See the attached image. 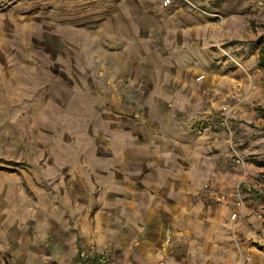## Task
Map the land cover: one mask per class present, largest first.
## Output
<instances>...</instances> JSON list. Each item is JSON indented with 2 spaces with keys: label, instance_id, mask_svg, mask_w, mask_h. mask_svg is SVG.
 <instances>
[{
  "label": "rangeland",
  "instance_id": "374dc122",
  "mask_svg": "<svg viewBox=\"0 0 264 264\" xmlns=\"http://www.w3.org/2000/svg\"><path fill=\"white\" fill-rule=\"evenodd\" d=\"M196 23L198 41L183 45ZM262 46L264 0H0V264L19 252L26 218L15 229L4 196L26 211L61 181L91 211L108 182L107 216H123V241L81 248L79 264L264 258ZM181 193L189 202L169 213L165 200Z\"/></svg>",
  "mask_w": 264,
  "mask_h": 264
},
{
  "label": "crops",
  "instance_id": "0c3cea01",
  "mask_svg": "<svg viewBox=\"0 0 264 264\" xmlns=\"http://www.w3.org/2000/svg\"><path fill=\"white\" fill-rule=\"evenodd\" d=\"M3 2H5V0H3ZM5 14L6 12H4V15ZM22 21L25 22L23 28L28 30V26L30 24L29 21L31 20L27 16ZM203 29L204 24L201 23L190 24L189 26H187V29L184 30L185 36L183 39L185 41L183 45H185L186 43L192 44L193 42L198 41L199 33ZM108 35L118 37L117 32L110 34L108 33ZM117 46H119V44H117ZM88 129L84 131V138L87 139L86 143L89 144L90 142L87 134L89 132L92 134L95 130L91 128L90 130ZM98 131L102 132L101 130ZM94 146L97 147L95 143ZM89 147L90 144L89 146L85 145V149H88ZM76 148V142L69 147L70 152L68 153V158L72 162L75 157H73L74 155L72 154L71 150H76ZM73 165H75L74 162ZM61 182L64 184L63 181ZM63 184L60 183L59 188L55 193L52 194V200L49 198L45 200L38 199V201L36 202L32 200V202H34L35 204L29 202L28 200L24 201L25 203L21 201V204L23 203L22 205H24V207H27L28 210L26 211L23 210L17 203V205L13 203V197L17 196L16 194L9 192L4 196L7 206L11 207L13 211L11 219L14 228L15 223L17 222V218L21 219V213H26L24 222L20 220V236L18 235V241L20 244L19 252H13L14 254L13 256H11L8 264H13L14 262L15 264H53L52 261L55 264H79L78 251L81 248L85 246H95L96 249L100 251L109 250L114 240L113 236L115 235L118 243L123 241L122 238L124 237V229L123 226H121L123 222V218H121L123 217L122 214L120 213L115 216L114 223H112L107 216L109 208H106L105 206H109L111 204L108 200V191L109 189H113L109 186L108 182H104L105 185L103 187L101 185L98 187L97 191L99 192L98 197L100 207L92 211L89 210L90 207L86 205V202H74L73 199L72 203L71 200L67 199V197H69L68 194L72 193L70 188L68 189V191H64V188H61V185ZM170 197L171 201L165 200L164 202V207L170 210L169 213H171L174 207L178 208L181 207V205H185L187 202H189V195H186L185 193L176 194L175 196L170 195ZM48 201L53 203V215L51 217L48 216L45 219L39 218L38 214L41 217H45L46 210H44L42 205L47 204ZM217 203L221 205L226 210V212L231 211V205L229 204L228 200L219 201ZM152 207L157 209V207L160 206L152 205ZM224 212L225 211H221L218 214ZM89 213H92V216L89 215ZM165 213V219L171 217L168 216L167 212ZM33 214L37 215L35 219L33 218ZM9 219L10 218H8V220ZM49 221H53L52 228H50V225L49 227L48 225H46V223ZM166 226L171 227L169 222H166L164 224V228ZM261 229L262 230L260 232L259 238L261 243H264V227H261ZM46 237L53 238L52 241L47 242L48 249H50V255L48 256V258L40 256L41 251L44 247L43 241L47 240ZM240 244L243 249L249 247L257 248L258 246V244L253 240H244ZM260 246H262V244H260ZM250 254L251 259L249 264H264V258H262V256H255L252 252ZM30 255H32L33 257ZM146 256L147 254H145L144 257H140L145 259L147 258Z\"/></svg>",
  "mask_w": 264,
  "mask_h": 264
},
{
  "label": "built area",
  "instance_id": "2783aa9c",
  "mask_svg": "<svg viewBox=\"0 0 264 264\" xmlns=\"http://www.w3.org/2000/svg\"><path fill=\"white\" fill-rule=\"evenodd\" d=\"M167 1V0H166ZM220 198H223V195H220L217 197V199H220ZM240 207H243V206H240ZM241 212V209L239 208L238 211H232L231 214H230V218L231 219H237L239 217V214ZM170 227L169 226H166L164 228V241L165 243L167 244L169 241H170ZM250 255H246L242 260L241 262H239L238 264H249L250 262Z\"/></svg>",
  "mask_w": 264,
  "mask_h": 264
},
{
  "label": "trees",
  "instance_id": "16d2710c",
  "mask_svg": "<svg viewBox=\"0 0 264 264\" xmlns=\"http://www.w3.org/2000/svg\"><path fill=\"white\" fill-rule=\"evenodd\" d=\"M257 64L259 67L264 68V46H262L259 50V55H258V61ZM261 111L264 112V108H261ZM203 126L202 123H199L195 126L196 129H200ZM82 264V263H80Z\"/></svg>",
  "mask_w": 264,
  "mask_h": 264
}]
</instances>
